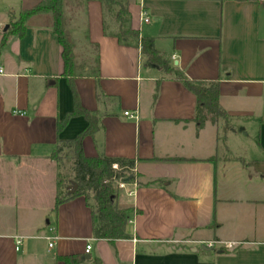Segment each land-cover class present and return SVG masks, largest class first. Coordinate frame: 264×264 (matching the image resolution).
Instances as JSON below:
<instances>
[{"label": "crops", "instance_id": "obj_1", "mask_svg": "<svg viewBox=\"0 0 264 264\" xmlns=\"http://www.w3.org/2000/svg\"><path fill=\"white\" fill-rule=\"evenodd\" d=\"M39 1L0 0V264H264V0H128L131 29L152 40L169 73L146 65L139 46L104 36L99 0H63L75 59L93 50L97 60L95 73L86 66L74 79L100 123L82 153L134 161L133 196H116L127 237L112 243L93 237L83 197L54 209L51 154L86 120L57 131L72 94L50 16L30 17L20 37L4 34L10 16ZM174 71L218 83L226 131L196 128L195 96Z\"/></svg>", "mask_w": 264, "mask_h": 264}, {"label": "trees", "instance_id": "obj_2", "mask_svg": "<svg viewBox=\"0 0 264 264\" xmlns=\"http://www.w3.org/2000/svg\"><path fill=\"white\" fill-rule=\"evenodd\" d=\"M99 1L102 5V31L104 36L114 37L120 44L125 46H139L146 65H155L165 73L171 72L172 69L167 62L154 50L152 40L139 38L138 33L131 29L126 8L128 0ZM62 4L63 0H40L33 8L20 11L17 16H10L9 27L4 34H13L20 37L24 34L25 23L30 17L39 14L50 16L51 30L56 35L62 49V77L72 94V109L57 123V131H60L71 117L81 116L86 120L83 130L71 140L58 141L51 154V159L57 165V191L54 209L65 201L83 197L86 205L91 210L93 237L112 243L117 239L127 237L125 226L128 211L119 209L116 205L117 184L120 180L132 178L134 161L105 156L85 157L82 153V139L86 136H92L99 130L100 123L96 112L88 111L80 105L74 88V79L78 74H83L84 67L76 64L73 42L70 35L66 34L67 28L62 12ZM4 41L5 37H2L0 46ZM93 73H95V70ZM174 76L195 96L196 107L192 121L196 128H202L206 123L217 124L221 120L223 122L222 129L226 131L228 129L227 116L218 102V83L192 81L181 71H174ZM97 97H99V94ZM64 155L68 156L67 168H63L60 164ZM113 164H116L119 169L114 170L112 168ZM73 183L76 184L77 188L75 191L70 192L69 188L72 187ZM59 259L65 264H78L82 261L80 256L61 257ZM96 264H99L97 260Z\"/></svg>", "mask_w": 264, "mask_h": 264}, {"label": "built area", "instance_id": "obj_3", "mask_svg": "<svg viewBox=\"0 0 264 264\" xmlns=\"http://www.w3.org/2000/svg\"><path fill=\"white\" fill-rule=\"evenodd\" d=\"M147 21H148V18L145 17L144 18V22H147ZM123 115L125 117H128L129 119H136L137 118L136 114H131L129 112H124ZM112 168L114 170H118L119 169L116 164H113L112 165ZM135 188H136V180H135L134 177L131 179V181H129L128 179H123V180H120L118 182V184H117V191L123 192V194H125V196H128V197L133 196V194L135 192ZM55 239H56L55 236H51V237L48 238V241H49L48 247L49 248L52 247L53 241ZM20 245H21V239L20 238H17L16 241H15V250H18L19 247H20ZM207 246L208 247H212L213 244L212 243H209V244H207ZM224 246L226 248H231L232 247V244H225ZM89 250H90V246L89 245H86L85 246V250H84L85 254H88Z\"/></svg>", "mask_w": 264, "mask_h": 264}, {"label": "rangeland", "instance_id": "obj_4", "mask_svg": "<svg viewBox=\"0 0 264 264\" xmlns=\"http://www.w3.org/2000/svg\"><path fill=\"white\" fill-rule=\"evenodd\" d=\"M94 53L95 52L93 50L90 51V57H86V58L81 57L80 54H78V56L76 55V59H75L76 64L81 67L89 66L92 70H94L95 69V54ZM219 122L223 123L221 120ZM67 160H68V156L64 155L62 161L60 162L63 168H67Z\"/></svg>", "mask_w": 264, "mask_h": 264}, {"label": "water", "instance_id": "obj_5", "mask_svg": "<svg viewBox=\"0 0 264 264\" xmlns=\"http://www.w3.org/2000/svg\"><path fill=\"white\" fill-rule=\"evenodd\" d=\"M6 28H7V27H6ZM6 28H5V29H6ZM66 34H67V35H69L67 31H66ZM76 188H77L76 184H75V183H73L72 187H71V188H69V191H70V192H73V191H75V190H76ZM202 249H206V248L202 247Z\"/></svg>", "mask_w": 264, "mask_h": 264}]
</instances>
